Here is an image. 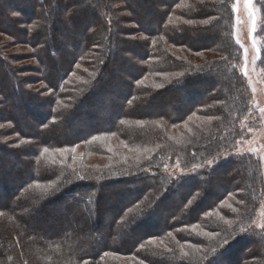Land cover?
<instances>
[{
    "label": "trees",
    "instance_id": "1",
    "mask_svg": "<svg viewBox=\"0 0 264 264\" xmlns=\"http://www.w3.org/2000/svg\"><path fill=\"white\" fill-rule=\"evenodd\" d=\"M233 4L0 0V35L6 39L0 41V99L11 119L0 120L11 125L10 134L49 150L77 147L99 136H113L116 144L93 153L109 162L95 164L103 170L100 178L91 168L85 177L91 181L62 187L58 182L41 191L33 185L55 183V168L37 171L27 159L35 160L38 152L26 154L15 142L0 145V191L9 200L7 208L0 205V263L25 264L10 236L17 230L32 234L30 252L46 250L38 264H192L213 243L215 237L206 235L210 232L228 243L202 264H264V235L250 228L264 200L253 158L228 159L201 181L195 176L173 181L161 173L175 160L187 167L198 152L205 158L227 150L250 112L251 94L239 73L241 51L233 39ZM9 47H23L27 54L21 59L6 54ZM27 60L33 62L31 71H24L27 65L12 66ZM26 73L35 74L43 89L30 90L34 83ZM61 97L69 102L53 108ZM15 107L26 109L34 131L23 116L11 115ZM4 160L19 169L6 172ZM217 172L225 180L213 179ZM113 173L116 177L101 179ZM170 196L173 205L167 207ZM60 207L75 216L79 227L74 232L60 224L32 227V216ZM239 213H245L246 226ZM198 248L203 251L195 255ZM125 258L129 262L121 263Z\"/></svg>",
    "mask_w": 264,
    "mask_h": 264
},
{
    "label": "rangeland",
    "instance_id": "2",
    "mask_svg": "<svg viewBox=\"0 0 264 264\" xmlns=\"http://www.w3.org/2000/svg\"><path fill=\"white\" fill-rule=\"evenodd\" d=\"M234 4H236L235 10L233 9L234 12V19H233V39L235 43L239 46L240 51H241V59L242 63L241 66L239 67V73L245 80L246 86L248 88L249 93L251 94V101H250V112L243 117L239 124L240 128V135L237 137V140H235L230 147L226 150H221L220 152H217L213 157H204L206 153H197L196 156H193V160L191 157V163H188L189 166L185 167L179 164V168L176 167L177 161L175 160L174 163H172V166H166L161 168L162 172L164 174V177H169L173 181H178L182 180L181 178L185 177H190V176H195L199 177L200 181L201 180H206V176L203 174H210L212 170H214L217 166L221 165L223 162L227 161L228 159H235L238 157L242 156H249L256 161L257 168H259V174L261 176V188L260 185L258 186V189L260 190L258 192L264 191V113L260 111L261 108H264V64L260 61V35H259V30L260 26L259 23L263 21V15H262V7H264V0H253V6L257 10L256 11V29L255 32L251 31L252 28V23L251 20L248 17V10L245 6V0H239L237 3V0H234ZM260 4L263 5L260 7ZM264 37V36H262ZM255 39L256 41V48L254 49L252 47V41ZM6 40L4 36L0 35V41ZM237 40L240 41V43H237ZM245 48L248 49V55H247V60L245 59ZM256 49H259V58L255 60L253 63V57L256 55ZM6 54H14L17 55L16 57H20V59L27 54V50L23 47H9V49L4 51ZM29 52V51H28ZM15 64V65H14ZM33 62L32 61H23L20 63H13L12 66H21V65H27L26 69L24 71H31V66ZM17 68V67H15ZM245 71L247 72V75H245ZM21 72V71H20ZM23 76H27V78H37L35 77V74H24ZM30 83H34V85L29 86L28 88L31 89H43L42 83L37 81V79L31 80ZM27 88V87H25ZM46 96H50L49 93H46ZM2 100V101H1ZM56 104L54 105L53 108H57V106L60 105H66L69 101H66L64 98H57ZM5 101L3 99H0V119H5V121H10L9 119V113L8 109L5 106ZM16 109V107H15ZM19 110L20 113H19ZM26 109H16L15 112H12L11 115L13 114L14 118H19L23 116L25 118V122H27L29 125V131L30 133L34 128L33 121L27 117V114L25 113ZM25 125L21 127V129H24ZM18 129V128H17ZM11 125L4 123V121L0 120V145L5 146L4 144H12L16 143L15 147H24L21 148L23 152L26 154H35L38 152L36 159L33 160L31 157L27 159V162L29 164H32L33 167H37V171L39 170L40 167H45V169L41 170H46L47 167L49 168H55L54 174L57 176L56 177V182L53 184H46L43 186L36 185L34 184L33 187L36 190H44L43 188H54L56 187L60 182V186H65L66 184H70L71 182L75 180H82L84 179L89 180L85 177L88 176V170L89 169H94L95 172H98V177L101 176L100 171L95 167V164L102 165V167L106 166V164H109V162L100 159V157H97V155H94L93 153H98L101 151L102 147L106 146L107 149L113 150L115 148V139L113 136L109 137H103L99 136V139H91L90 141L80 144L77 147H72V148H63L60 150H66V151H57V150H49L48 153H43V149L39 148L36 146L34 143L28 140H21L18 138L16 135H11ZM25 131V130H22ZM29 134V133H28ZM23 141V143H21ZM74 149V151H73ZM104 149V148H103ZM106 149V148H105ZM125 149V150H124ZM124 151L126 150V147L123 148ZM1 157L2 154L0 153ZM191 156V155H190ZM6 160L12 161L9 157ZM206 160H214L213 165H206L204 162ZM34 161V162H33ZM192 163L193 164H204L203 167L199 169H192ZM6 161L4 160V166L6 165ZM5 171L6 172H12L14 173L19 169L18 166L14 167H9L8 165L5 166ZM62 169L63 171H61ZM183 170V171H182ZM248 170V168H247ZM160 173V174H161ZM66 174L68 175V178H66ZM100 174V175H99ZM116 174L113 173L112 176H105L104 178L102 177L101 179H106V178H114ZM226 175L221 172L215 173L213 179L217 180V177H223L222 180H225ZM100 178V177H99ZM198 178V179H199ZM54 180V179H53ZM91 181V180H89ZM201 184V183H200ZM201 188V187H200ZM198 188V189H200ZM212 190L211 192H213ZM172 197L176 200V202H179V198L175 195H172ZM172 197L170 196L171 201L170 203H167V207L170 205H173L172 203ZM260 198V196L258 197ZM10 199V198H9ZM194 202V201H193ZM0 205L2 208H7L9 204V200L7 198L3 199L2 193L0 191ZM229 203V202H228ZM227 202H224L223 205L229 206ZM259 207L256 211H254V219L253 222L250 226L251 229L254 231H258L263 233L264 235V200H262L259 203ZM110 205V203L108 204ZM189 206L191 205L190 203L188 204ZM241 205V203H240ZM61 208V207H60ZM167 209V208H166ZM167 211V210H166ZM170 211V210H168ZM84 212H82L83 214ZM242 217V221H245L244 224L241 226H246V217L245 213H239ZM40 217L43 218L40 220ZM87 218V217H86ZM16 222H20L17 218L15 219ZM32 227H38L43 230H47L49 226H54L55 224H60L64 228H68L66 230L70 231H75L78 229V225L74 223L75 221V216L71 213H66L63 211V208H61L57 212H49V210H44L41 215L37 216H32ZM107 222V221H106ZM21 224V223H20ZM9 228H11L9 226ZM193 230V229H191ZM12 233L10 236H12L13 239H16L17 244L20 245V250L17 251L16 255L20 261V263L25 262V264H38L39 258L46 256L44 251L46 250H38V249H33V252H30L29 250L34 246L35 241L32 238L31 233H22V232H17V230H11ZM215 239L213 240V243L210 244V246L207 248L205 251V255L202 256V258H196L191 260L192 264H202L204 261H208L207 259L212 258L213 254H216L217 250L220 248V246L223 244L224 245V240L225 238L219 239L218 236H214ZM212 240V237H209ZM215 248L216 251L213 252L212 249ZM197 251H203V249H196L193 253L196 255ZM12 255L10 257L11 259L13 258L15 260V256ZM1 257V253H0ZM3 258H5L3 256ZM25 260V261H24ZM121 263H128L129 259H119ZM6 259L2 260V263L5 262ZM197 261V262H196ZM212 261V260H211ZM196 262V263H194Z\"/></svg>",
    "mask_w": 264,
    "mask_h": 264
},
{
    "label": "snow or ice",
    "instance_id": "3",
    "mask_svg": "<svg viewBox=\"0 0 264 264\" xmlns=\"http://www.w3.org/2000/svg\"><path fill=\"white\" fill-rule=\"evenodd\" d=\"M238 2H239V0H237V3ZM245 6H246V8L248 10V17H249V19L251 20V23H252L251 31L252 32H255V29H256V11L257 10L253 6V0H245ZM232 7L235 10L236 4H233ZM213 19H215V18H213ZM210 22H211L210 20H203V21H201V23L204 24V25H208ZM170 23H171V21H170ZM187 23L192 24V23H194V21L189 20V21H187ZM237 43H240V41L237 40ZM252 47L254 49L256 48V41H255V39H253V41H252ZM244 52H245V59L247 60L248 49L245 48ZM257 58H259V49H256V55L253 57V63L255 62V60ZM244 74L247 75V72L245 71ZM173 75L174 76H177V77H181V76L184 75V73H174ZM157 87L158 88L159 87H162V85H157ZM260 111L262 113H264V108H261ZM208 119H211V117H209ZM121 123H124V121H121ZM93 139L96 140V139H99V138L98 137H93ZM21 143H23V141ZM57 151H66V150L57 149ZM73 151H74V149H73ZM145 151H148V150L146 149ZM48 152H49V149L48 148H44L43 149V153H48ZM213 163H214V160H206L204 162V164L209 165V166L210 165H213ZM179 164H180V162L177 161V164H176V167L177 168H179ZM204 164H193L191 167H192L193 170H195V169H199V168L203 167ZM0 215H2V213H0ZM241 231H244V229L241 228ZM169 235H171V233H169ZM206 235H208L209 237H213V236L218 235V234L217 233H214V232H210V233H206ZM227 243H228V240L225 239L224 240V244H227ZM212 251L215 252L216 249L213 248ZM185 255H187V253H185ZM84 264H88V261H85Z\"/></svg>",
    "mask_w": 264,
    "mask_h": 264
}]
</instances>
